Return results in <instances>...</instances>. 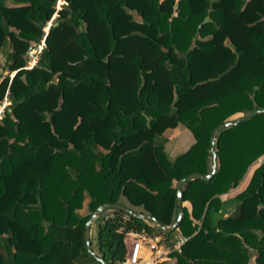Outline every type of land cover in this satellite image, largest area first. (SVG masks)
Segmentation results:
<instances>
[{
	"label": "trees",
	"instance_id": "16d2710c",
	"mask_svg": "<svg viewBox=\"0 0 264 264\" xmlns=\"http://www.w3.org/2000/svg\"><path fill=\"white\" fill-rule=\"evenodd\" d=\"M56 4L0 0V56L10 47L0 77V264L95 260L85 225L105 203L171 226L177 182L212 171L214 129L264 110V0ZM179 123L194 142L171 159L164 132ZM215 153V174L182 182L174 229L116 208L103 218L104 209L96 254L123 264L127 233L137 232L162 235L170 250L171 236L187 237L162 264H249L251 251L264 264V164L224 198L264 154V111L219 131Z\"/></svg>",
	"mask_w": 264,
	"mask_h": 264
},
{
	"label": "rangeland",
	"instance_id": "374dc122",
	"mask_svg": "<svg viewBox=\"0 0 264 264\" xmlns=\"http://www.w3.org/2000/svg\"><path fill=\"white\" fill-rule=\"evenodd\" d=\"M9 4H12V1L8 2ZM63 3V0H57V4H56V8L59 9L61 7V4ZM56 17V13L53 15L52 19L50 22H48L47 24V28L45 29L46 31L48 30L49 25L52 23V21L54 20V18ZM42 47H44L45 42L44 40H42L41 44ZM38 48V46H33ZM9 50L10 47L6 46L2 49L1 51V56H0V77L4 74H6L5 71H3L2 67L3 64L5 63V59L7 57V51L5 50ZM25 59L27 60V68L32 67L35 63H33V57L31 55H29L28 50L25 54ZM39 58V53L35 59V62L38 60ZM14 74V72L10 75L12 76ZM8 104V101L5 99L2 104L0 105V117L2 115L4 106ZM164 136L167 137V142L165 144V150L169 156V158L174 159L176 156H178L179 154L183 153L193 142H194V136L191 133V131L182 123H179L176 127L174 128H169L164 132ZM257 167V163H253V165L248 169V176L247 179L249 178L250 174L252 173L253 169ZM246 184V182H245ZM239 191V189H238ZM236 191V192H238ZM235 192V193H236ZM231 197V196H230ZM88 197L86 196L84 201H83V205L82 208L80 210H78V212L80 214H86L88 213ZM121 203L126 204V200L121 199ZM234 205L233 202H230V206L227 208L223 209V214H226L227 211H229L230 208H232V206ZM136 211L139 210V208L135 209ZM112 213V210H105L102 214L103 218L110 216ZM100 218V216L98 217ZM97 218V219H98ZM96 219V220H97ZM94 220L91 225H90V230H89V243H90V247L91 250L96 253L97 252V221ZM58 234L63 235V231L62 229L58 230ZM158 238H162L161 236H157ZM130 238V236H127V241ZM170 239L174 240L176 239L175 236H171ZM251 258H250V262L249 264H256L254 261V257H255V252L251 251ZM141 254L142 256L145 257H149L151 252L149 250V247L146 243L143 244L142 250H141ZM163 263V262H162ZM160 263V264H162ZM83 264H100L98 261L96 260H89L87 259V261H85ZM123 264H128V263H123Z\"/></svg>",
	"mask_w": 264,
	"mask_h": 264
},
{
	"label": "water",
	"instance_id": "95a60500",
	"mask_svg": "<svg viewBox=\"0 0 264 264\" xmlns=\"http://www.w3.org/2000/svg\"><path fill=\"white\" fill-rule=\"evenodd\" d=\"M209 20V17H206L205 18V22ZM264 110H256V111H252V112H249V113H246L244 115H242L241 117H239L237 119V121H225L223 122L222 124L218 125L213 133H212V145H211V151H212V171L211 173L209 174H206V175H199V174H193V175H190L188 176L186 179H189V178H194V177H197V178H201L203 177L204 179H208L210 178L213 174L216 173L217 171V161H216V153H215V141H216V136L218 134L219 131H221L223 128L227 127V126H230L232 124H236L238 121L240 120H243V119H246L248 118L249 116H252L258 112H262ZM184 179V180H186ZM184 180H179L177 182V205H178V217H177V220L171 225V226H163L161 224L158 223L157 220L153 219V218H150L149 215L147 214H144V213H140V212H136L124 205H121L119 203H115V204H112V203H105L103 205H100L98 206L96 209H95V212L93 213V215L91 216V218L86 222V228H85V237H86V247L88 249V251L90 252V254L94 257V259L96 261H98L100 264H108L107 262H105L101 257H99L96 253H94L92 250H91V247H90V243H89V230H90V225L91 223L96 220L100 214L102 213V211L104 209H108V208H116V209H120V210H123L124 212L128 213L129 215H131L132 217H136V218H143L147 221V223L153 227H155L157 230H164L165 232H170L172 229H174L180 219H181V216H182V202H181V190H180V187H181V184Z\"/></svg>",
	"mask_w": 264,
	"mask_h": 264
},
{
	"label": "built area",
	"instance_id": "2783aa9c",
	"mask_svg": "<svg viewBox=\"0 0 264 264\" xmlns=\"http://www.w3.org/2000/svg\"><path fill=\"white\" fill-rule=\"evenodd\" d=\"M42 49L41 45H38V48L29 47L28 53L33 57V63H35V59ZM253 163H257V166L264 164V154ZM127 234L130 238L127 241V259L124 263L128 264H160L162 261L168 260L171 250L181 252V246L187 240V237L179 235L170 250L162 238L137 232H128ZM144 243L148 245L151 252L149 257L142 256L141 254Z\"/></svg>",
	"mask_w": 264,
	"mask_h": 264
},
{
	"label": "crops",
	"instance_id": "0c3cea01",
	"mask_svg": "<svg viewBox=\"0 0 264 264\" xmlns=\"http://www.w3.org/2000/svg\"><path fill=\"white\" fill-rule=\"evenodd\" d=\"M189 147H190V146H189ZM189 147H188V148H189ZM188 148H187V149H188ZM252 165H253V163H252ZM252 165H251V166H252ZM251 166H250V167H251ZM250 167H249V168H250ZM247 176H248V174H247ZM247 176H246V178H245L243 184H241V185L238 186L237 188L231 190L228 194H226V195L224 196V198L226 199V198H228V197L234 195V193H235L236 191H238V189L240 190V189L245 185V182H246V180H247ZM122 199H123V198H122Z\"/></svg>",
	"mask_w": 264,
	"mask_h": 264
}]
</instances>
